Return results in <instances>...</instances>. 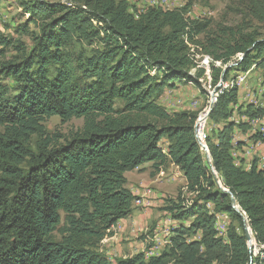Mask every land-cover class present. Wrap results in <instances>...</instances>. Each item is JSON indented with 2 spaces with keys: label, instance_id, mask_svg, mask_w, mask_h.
Segmentation results:
<instances>
[{
  "label": "trees",
  "instance_id": "16d2710c",
  "mask_svg": "<svg viewBox=\"0 0 264 264\" xmlns=\"http://www.w3.org/2000/svg\"><path fill=\"white\" fill-rule=\"evenodd\" d=\"M36 8L31 20L43 21L30 33V48L0 34V264H253L244 216L255 242L264 244V171L258 161L251 169L236 163L231 123L226 133L207 137L208 164L197 139L199 118L171 114L159 100L176 80L199 84L203 71L191 72L193 45L223 65L242 56L233 69L246 77L264 64V38L240 35L206 45L197 36L207 24L182 10L149 7L135 14L115 0H40ZM87 30L100 46L77 54L76 41ZM9 49L18 55L6 59ZM230 71L213 65V84L226 82ZM237 102L233 87L210 118L228 120ZM52 116L82 117L84 124L54 141L44 124ZM165 137L172 141L167 153L160 145ZM168 160L197 194L188 206L174 207L178 219L194 217L190 227L175 231L172 247L158 255L141 252L113 263L101 243L134 211L126 173L147 162L159 169ZM220 212L238 222L226 239L215 228ZM190 230H202V238L187 242Z\"/></svg>",
  "mask_w": 264,
  "mask_h": 264
},
{
  "label": "rangeland",
  "instance_id": "374dc122",
  "mask_svg": "<svg viewBox=\"0 0 264 264\" xmlns=\"http://www.w3.org/2000/svg\"><path fill=\"white\" fill-rule=\"evenodd\" d=\"M39 1L0 0V34L12 37L15 40H21L30 48L32 41L30 33L38 31V25L43 21V19H38V17L36 18L37 21L31 20L32 12L40 11L36 8ZM41 1L65 2V0ZM115 1L126 6L130 12L135 14H139L149 7L182 10L187 18L207 24L206 31L197 36V39L205 40L206 45H209V41L212 39L223 41L239 37L240 35L251 34L255 39L264 38V0ZM68 4L71 5L70 3ZM79 6L84 8L82 4ZM79 6L76 7L80 8ZM92 23L96 28L102 25L97 20H92ZM24 25L27 26L26 29L29 32L23 31ZM76 42H78L76 45L77 54L81 51L90 53L93 49L100 46L98 37L89 30ZM192 52L197 63L196 68L191 70L192 74H197V69L203 71L199 78V84L189 80H176L172 88L165 90L159 103L171 114L185 112L195 114L196 118H203L206 115V122L202 131L204 138L201 139V143L204 146H201L208 164L211 162V158H208L209 153L206 150L207 137L215 139L218 137V132L224 131L223 133H226V126L231 123L233 127L230 134L234 145L233 149H235L233 156L237 164L241 162L242 164H240L244 168H246L245 163L248 161L251 165L247 166V169H251L252 163L260 160V157L264 154V145L256 144L263 136L260 133H254L248 123V118L264 117V64H259L258 67L254 65L249 76L245 78L247 82L240 85V81H243L240 78L244 73L234 70L233 67L236 64L235 61L242 58V56L237 55L230 62L223 65L221 62H215L213 57L205 54L203 46L193 45ZM16 55L18 53L15 49H9L6 59ZM213 65L222 67L223 73L232 69L227 76L226 82L221 79L216 85L213 84L211 77ZM7 81L14 84L11 79ZM233 87L238 89V102L236 105H230V108L233 109L231 117L228 120L210 118L211 105H214V109L220 97ZM117 106H121L120 101L117 102ZM251 115H255V117H251ZM44 124L49 136L54 141L62 142L66 137H70L83 127L84 119L82 117H73L70 120H62L59 116H52L47 118ZM2 129L0 126V130ZM197 131L199 132L198 129ZM236 139L242 142L236 143ZM36 142L37 138L35 137L33 139L34 147ZM171 142L167 137L160 141L165 153L168 152V146ZM257 166H259L258 162ZM210 169L217 175L212 166H210ZM129 177L128 186L135 185V188L139 190L134 201V211L129 217L125 218L126 220L121 219L122 224L119 227L117 225L113 227L114 234L112 236L116 232L119 235H117V238L114 237L113 246H108V243L104 244L103 241L101 243V248L113 263H118L120 259H125L141 252L145 253L146 258H149L160 254L165 249H170L173 245L172 237L176 235L175 231L189 228L190 222L194 219V217L189 219H178L176 217L178 209H174V207L179 204L188 206L197 194L188 190L183 172L170 160L160 166L159 169L154 166H148L130 174ZM209 207H212V204H209ZM216 217L215 228L218 231V235L226 239L229 225L234 223V225L238 226V222L233 221L225 212L217 213ZM244 221L245 233L246 229L251 228V226H249V220L246 216H244ZM190 231L185 237L187 242L198 241L202 238V230ZM239 232L242 233L243 230L239 229ZM255 241L253 237L249 241L255 248L259 245L252 251L253 264L257 260L262 261L264 264V253L262 254L261 252V250H264V244H258ZM128 243H131L132 246L129 251H126V255L122 254L124 253L122 249H118L110 255L107 254V251L111 248L115 247L117 249L118 245L129 247ZM156 247L158 250L152 251ZM119 251H122L121 254ZM214 264H221V262L216 261Z\"/></svg>",
  "mask_w": 264,
  "mask_h": 264
},
{
  "label": "crops",
  "instance_id": "0c3cea01",
  "mask_svg": "<svg viewBox=\"0 0 264 264\" xmlns=\"http://www.w3.org/2000/svg\"><path fill=\"white\" fill-rule=\"evenodd\" d=\"M251 73V70L250 71H248L247 72V75H249ZM249 119V118H248ZM249 122V121H248ZM241 140V139H240ZM236 143H239V142H242V141H239V140H237L236 139V141H235ZM235 152V149H233L232 150V153H234ZM237 163V162H236ZM241 163V162H240ZM240 163H238L239 165H241ZM153 164H154V162H147V163H145V164H143V165H141V166H139L138 168H136L135 170H133V171H129V172H127L126 173V176H127V178H128V180H130V177H129V175L130 174H133V173H135L136 171H138V170H140V169H143V168H146V167H148V166H153ZM245 165H246V163H245ZM244 165V166H245ZM247 165H248V161H247ZM243 166V165H242ZM130 188H131V190H132V192L135 194V195H137L138 194V192H139V190L137 189V188H135V185H130ZM151 203H153L152 201H151ZM124 220H126V219H124ZM122 224V220H120L118 223H117V227H119L120 225ZM118 233L116 232L115 233V235L114 236H112V237H109V238H107V239H105V240H103V243L105 244V243H108V246H113L114 245V237L115 238H117L118 236ZM129 244V247H126V245H125V247H122V245H118L119 247H117V249L114 247V248H111L109 251H107L108 253V255H110V254H112L113 252H115L116 250H118V249H122V250H124L123 252L124 253H122V254H124V255H126V251H129L130 250V248H131V246H132V244L131 243H128ZM101 250L103 251V249L101 248ZM104 252V251H103ZM120 252V254H121V252L122 251H119ZM125 257V256H124ZM108 258H109V256H108ZM111 260V259H110Z\"/></svg>",
  "mask_w": 264,
  "mask_h": 264
},
{
  "label": "bare ground",
  "instance_id": "6f19581e",
  "mask_svg": "<svg viewBox=\"0 0 264 264\" xmlns=\"http://www.w3.org/2000/svg\"><path fill=\"white\" fill-rule=\"evenodd\" d=\"M246 77L244 76V75H242L241 76V78L240 79H242V80H244ZM239 80V79H238ZM246 80V79H245ZM242 83H240V85H241ZM238 85H239V83H238ZM205 118H206V115L203 117V118H199L198 120H197V129L199 130V128H200V125H201V123H202V121H203V126H204V123H205ZM248 121H249V123H250V125H252V127H253V132H257V133H260L261 135H262V128L261 127H255L256 126V123H257V119H248ZM197 139H198V141L200 142V144L201 145H203L202 143H201V139L203 138V132L202 133H200V132H198L197 131ZM204 146V145H203ZM251 163V162H250ZM251 164H249L248 163V165L247 166H250ZM258 168L259 169H261L262 171H264V160H258ZM246 166V167H247ZM139 202V201H138ZM246 234H248L249 235V238H248V240L250 241L251 240V238H252V236H251V234H250V231H249V229L247 228L246 229V231H245V235ZM158 244V243H157ZM158 246V245H157ZM154 250H158L157 249V247L156 248H154ZM153 250V251H154Z\"/></svg>",
  "mask_w": 264,
  "mask_h": 264
},
{
  "label": "built area",
  "instance_id": "2783aa9c",
  "mask_svg": "<svg viewBox=\"0 0 264 264\" xmlns=\"http://www.w3.org/2000/svg\"><path fill=\"white\" fill-rule=\"evenodd\" d=\"M246 82H247V80L240 81V83H246ZM255 127H261L262 128V136H263V138H261V140H259L256 144L257 145H259V144L264 145V142H263V140H264V117L257 118V123H256ZM202 131H203V121H202L200 128H199V132L202 133ZM260 160H264V154H263V156L260 157ZM246 166H247V162H246ZM155 240H156V238H155ZM248 247L255 249V247L251 246V244L249 243V240H248Z\"/></svg>",
  "mask_w": 264,
  "mask_h": 264
},
{
  "label": "water",
  "instance_id": "95a60500",
  "mask_svg": "<svg viewBox=\"0 0 264 264\" xmlns=\"http://www.w3.org/2000/svg\"><path fill=\"white\" fill-rule=\"evenodd\" d=\"M213 107H214V105H211V110H210V112H212ZM207 154H208V153H207ZM209 157H210V155L208 154V158H209ZM224 190H225V191H228L227 189H224ZM231 200H232V204H233V206H234L236 209H238L236 198H235L234 196H232ZM246 237H247V239H248V238H249V235L246 234Z\"/></svg>",
  "mask_w": 264,
  "mask_h": 264
}]
</instances>
